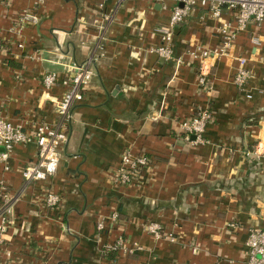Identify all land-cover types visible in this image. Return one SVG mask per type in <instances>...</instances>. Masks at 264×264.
Segmentation results:
<instances>
[{
    "label": "crops",
    "instance_id": "crops-1",
    "mask_svg": "<svg viewBox=\"0 0 264 264\" xmlns=\"http://www.w3.org/2000/svg\"><path fill=\"white\" fill-rule=\"evenodd\" d=\"M172 7L151 0L41 6L0 0V112L8 120L53 124L72 66L94 56L96 70L73 110L57 174L14 204L0 264H249V230L264 228V24H249L231 54L212 63L208 96L189 52L217 46L221 21L193 9L174 35L176 57L185 64L165 62L151 50L160 45L157 30L168 24ZM26 11L35 23L21 25ZM239 57L252 74L246 92L234 84ZM50 73L57 83L48 91L43 78ZM199 108L213 120L207 143L193 145L181 123ZM126 151L147 154L153 163L139 182L120 187L111 176ZM36 155L34 143L18 145L0 163V183L12 194ZM46 188L61 197L57 209L44 206ZM113 211L121 214L114 227ZM102 220L103 233L97 230ZM145 222L160 224L174 240L145 233ZM122 236V250L109 253Z\"/></svg>",
    "mask_w": 264,
    "mask_h": 264
},
{
    "label": "built area",
    "instance_id": "built-area-1",
    "mask_svg": "<svg viewBox=\"0 0 264 264\" xmlns=\"http://www.w3.org/2000/svg\"><path fill=\"white\" fill-rule=\"evenodd\" d=\"M10 3L13 0H3ZM37 5H42L46 0H34ZM118 3L124 0H117ZM144 1V0H142ZM163 7L173 3L171 17L165 26L158 28L160 34V45L151 50L165 62L183 65L185 60L176 57L174 47V35L177 28L186 22L192 14L193 9L203 8L211 16L221 21L218 27L220 37L219 44L211 49H199L189 52V55L199 61L198 86L210 96L212 92V73L214 61L227 57L231 54L234 44L240 32L246 30L249 24L258 26L264 24V0H151ZM228 15L230 19L223 20ZM223 20V21H222ZM37 19L29 12H23L20 17L21 25L35 23ZM106 25L102 27L103 34L97 49L103 50L104 32L113 23L114 16L105 19ZM254 43H258L255 39ZM237 68L234 84L240 92H246V86L251 79V72L247 68V59L237 58ZM73 74L68 76L63 85L66 92L58 100L56 106V119L53 124L40 123L35 126L16 124L8 120L0 112V163H6L14 148L18 145L26 146L34 143L37 146V155L33 162L28 164L22 171L23 185L17 194H12L6 182L0 183V253L4 250L6 233L11 223V215L14 204L19 201L23 194L34 184L51 180L57 174L61 154L68 143V131L72 123L73 110L76 105L84 100L85 92L95 77V57L93 56L81 65L72 66ZM57 83L56 75L47 74L43 78V85L50 91ZM248 99L252 95L247 94ZM213 120V114L208 109L199 108L195 113L181 123L184 140L193 145L207 143L204 137L207 127ZM264 158V154L262 155ZM152 159L147 154L134 155L126 151L121 155V168L113 172L111 178L113 184L127 187L139 182L142 175L152 168ZM8 170V168H6ZM43 204L48 209H57L61 206V197L50 188L44 190ZM112 226H117L120 221L118 211H113L109 216ZM232 226V225H231ZM233 227V226H232ZM142 230L155 239L174 240L172 236L164 233L163 227L156 222H145L141 225ZM107 229L105 221L97 223V230L103 233ZM124 236L120 237L116 244L108 248V252L117 253L122 250ZM249 252V264H264V228L250 229L247 240ZM118 264V263H116Z\"/></svg>",
    "mask_w": 264,
    "mask_h": 264
},
{
    "label": "trees",
    "instance_id": "trees-1",
    "mask_svg": "<svg viewBox=\"0 0 264 264\" xmlns=\"http://www.w3.org/2000/svg\"><path fill=\"white\" fill-rule=\"evenodd\" d=\"M119 215H120V218H121V214L119 213Z\"/></svg>",
    "mask_w": 264,
    "mask_h": 264
}]
</instances>
